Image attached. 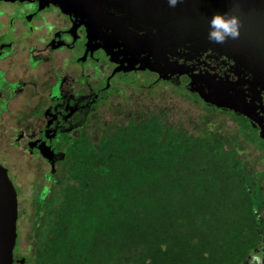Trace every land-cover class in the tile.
<instances>
[{"label": "trees", "instance_id": "obj_1", "mask_svg": "<svg viewBox=\"0 0 264 264\" xmlns=\"http://www.w3.org/2000/svg\"><path fill=\"white\" fill-rule=\"evenodd\" d=\"M65 170L46 205L36 264H242L262 246L259 200L243 164L210 135L143 118L96 148L83 138Z\"/></svg>", "mask_w": 264, "mask_h": 264}, {"label": "flooded vegetation", "instance_id": "obj_2", "mask_svg": "<svg viewBox=\"0 0 264 264\" xmlns=\"http://www.w3.org/2000/svg\"><path fill=\"white\" fill-rule=\"evenodd\" d=\"M102 2L123 32L137 38H151L157 32L158 28L129 17L120 0ZM84 22L56 6L42 7L36 0L0 1V160L4 167L0 165L7 169L9 179L10 171L18 180L9 159V154H17L18 162L32 169L35 190L31 202L36 218L45 213L70 152L83 139V130L98 104L120 93L130 76L146 73L159 81L156 73L139 69L142 55L132 57L120 39L89 38ZM185 47L190 44L176 51L180 63L193 67L195 73L207 71L243 84L240 88L257 99L256 117L264 119V88L249 68L218 48L195 53ZM180 78L184 79L181 88L200 100L189 89L187 75L171 80ZM242 118L264 144L259 127ZM18 238L17 232L15 247ZM259 249L264 251V243ZM12 264L29 263L13 250Z\"/></svg>", "mask_w": 264, "mask_h": 264}, {"label": "water", "instance_id": "obj_3", "mask_svg": "<svg viewBox=\"0 0 264 264\" xmlns=\"http://www.w3.org/2000/svg\"><path fill=\"white\" fill-rule=\"evenodd\" d=\"M36 1L42 7L53 5L66 15L85 19L89 38L120 39L132 57L142 55L139 69L156 73L159 80L170 81L187 75L191 79L189 89L204 104L247 118L264 136V119L256 117L257 99L240 88L243 84L207 71L195 73L193 67L178 61L181 56L176 53L178 47L186 44L190 47L185 49L195 53L218 48L249 68L264 88V0H181L174 8L168 6L167 0H120L129 17L147 27L158 28L151 38H137L123 32L118 19L103 7L102 0ZM226 11L239 16L240 35L224 44L211 43L207 38L208 21L214 13ZM17 208L15 188L0 165V264L13 263Z\"/></svg>", "mask_w": 264, "mask_h": 264}, {"label": "rangeland", "instance_id": "obj_4", "mask_svg": "<svg viewBox=\"0 0 264 264\" xmlns=\"http://www.w3.org/2000/svg\"><path fill=\"white\" fill-rule=\"evenodd\" d=\"M129 79L130 82L123 85L120 93L98 104L96 113L82 133L86 142L96 148L99 140L117 129L132 122L140 124L143 118L152 116L158 117L163 126L183 131L191 137L210 135L214 146L234 152L236 160L242 162L244 174L259 200L264 235V151L250 142L249 135L242 132L238 120L229 112L206 105L194 94L182 89L183 78L155 82L154 76L145 73L130 76ZM9 156L12 168L18 174V180L10 171L8 174L18 193L16 232L19 238L14 251L25 257L29 264H36L39 246L44 242L47 229L43 220L45 214L36 218L33 213L31 195L35 189L31 182L32 169L18 162L17 154ZM0 164L4 167L1 160ZM65 171L64 168L63 175ZM56 190L59 192L62 186H57ZM254 252L264 257V251L258 249ZM250 259L251 255L242 264H248Z\"/></svg>", "mask_w": 264, "mask_h": 264}, {"label": "clouds", "instance_id": "obj_5", "mask_svg": "<svg viewBox=\"0 0 264 264\" xmlns=\"http://www.w3.org/2000/svg\"><path fill=\"white\" fill-rule=\"evenodd\" d=\"M181 0H167L169 7H176ZM241 22L237 14L226 11L214 13L208 21L207 38L211 43L224 44L229 39H236L240 35ZM248 264H264V257L253 252Z\"/></svg>", "mask_w": 264, "mask_h": 264}]
</instances>
